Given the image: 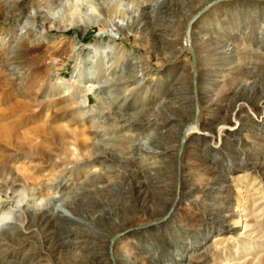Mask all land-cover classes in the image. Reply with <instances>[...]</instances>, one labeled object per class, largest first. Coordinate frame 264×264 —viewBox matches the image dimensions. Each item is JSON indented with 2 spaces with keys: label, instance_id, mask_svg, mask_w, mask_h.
Wrapping results in <instances>:
<instances>
[{
  "label": "rangeland",
  "instance_id": "374dc122",
  "mask_svg": "<svg viewBox=\"0 0 264 264\" xmlns=\"http://www.w3.org/2000/svg\"><path fill=\"white\" fill-rule=\"evenodd\" d=\"M66 7L48 11L36 0H0V36L23 34L8 55V67L23 77L0 78L11 96L66 98L62 80L80 91L82 77L96 73L90 46L107 40L101 36L110 19L105 7L97 17L84 5L80 15L69 16ZM119 8L126 9L132 30L122 28L118 47L139 60L120 56L123 67L114 78L87 95L86 116L76 111L66 118H83L85 130L95 123L100 159L61 177L62 166L40 163L24 171L22 160L0 158V212L26 199L15 220L0 228V264H264V169L259 177L246 165H264V109H255L264 101V49L257 50L264 41L241 43L245 26L256 28L264 0H145ZM28 12L34 26L24 24L32 19ZM215 13L224 24L240 21L234 36L211 34L228 44L227 55L222 42L191 40ZM73 21L80 27L59 28ZM41 22L49 27L47 38ZM135 62L147 69V90L116 80ZM35 66L40 77L31 72ZM197 120L200 136L226 121L233 130L216 149L217 139L185 143V125ZM64 156L58 151L57 160ZM45 184L56 185L45 190ZM39 204L49 211L41 215ZM230 213L241 220L226 219Z\"/></svg>",
  "mask_w": 264,
  "mask_h": 264
},
{
  "label": "bare ground",
  "instance_id": "6f19581e",
  "mask_svg": "<svg viewBox=\"0 0 264 264\" xmlns=\"http://www.w3.org/2000/svg\"><path fill=\"white\" fill-rule=\"evenodd\" d=\"M143 1L145 0H100V1H96V0H36L38 8L42 7L43 5L44 7L45 6L48 7V11H51L53 8L57 6L62 7L63 9L67 6L68 8L66 7V15H69V16H74V15L78 16V14L82 12L81 10L82 5H84L85 9L92 16L97 17L101 15L102 13L101 7H105V11L110 19H109L106 30L102 32L101 36L104 37L105 39L107 38V40L105 41L104 39H100L95 44L90 46V49L92 52L90 56H92L94 59L93 60L95 64L94 66H96L97 68L95 74H97V76H94L95 74L94 75L89 74V75H85L84 77H82L84 79H82L83 84H82L81 90L79 89L80 91L75 90L74 86H65V84H67L68 81L62 80L61 86L63 87V93L64 94L67 93L66 98H58V99L47 98L48 95L41 94L40 92L34 93L32 95L20 94L16 97H13L10 95V88L7 87V89L9 90H5L6 88L5 89L0 88V158L2 157L6 159V161L14 160L15 162L22 160L21 161L22 164L25 165L24 167L22 166V169L24 171L28 167H31L33 165H38L40 163H46L48 166H51L53 168H59L60 166H62L60 169H58V173L60 174L61 177L66 176V175L70 176L71 174H73L74 171L76 170L79 171L83 167H88L89 165H91L94 162H97L98 159H100L97 153L94 151L95 142L93 140L98 135V131H97V127L95 123L93 125L91 124L89 129L85 130L86 127L85 128L82 127V123L84 121L83 118H79L78 120H76L77 118L75 119L74 118L66 119V118L70 116L71 114L75 113L76 111L77 112L84 111V113H80V114H82V116L84 117L86 116L84 114L87 112L86 109L88 108V96L87 95L88 94L97 95V93L99 92L98 90L102 87V84H105L107 82L108 76L109 78H114V75L116 73L115 69L118 67L119 69H121V67H123V60H119L120 56L122 58L129 57V58L137 59V57L133 55L132 53L130 52L125 53L123 52L122 47H120V49L118 47L117 38L119 37V32L122 30V28L125 27L128 31L132 30L131 25L128 23L126 19V15H127L126 9L119 8V6L121 5L127 8L129 5H132V6L140 5ZM261 10L262 11L260 12V14L256 15L255 17L256 22H257L256 28L252 29V28H249L248 26H245V31H242L245 38L242 37L241 43L247 44L249 42L248 41L249 38H255L258 41V43H261L264 41L263 39L264 38V9H261ZM32 13H33V16H35L37 12L36 10H34ZM219 15L215 13L214 21L209 25H205V28H203V25L197 26L198 28L197 33L195 34L193 33L194 36L192 37L190 36L191 40L196 39L199 43L205 42V43H208L209 45V43L214 42V41H217L218 44L220 42L223 43L221 39L213 38V35H211L212 33L221 32V33H226V34H230L234 36L235 32H237L238 30L237 28L240 22L239 19L227 21V23L229 24H224V22L219 19L220 17ZM29 17L32 18L31 13L28 12L26 15V18L29 20ZM128 17L130 18V15ZM34 23L35 21L33 18L30 20V22L27 20L26 21L24 20V24H31L32 26H34L35 25ZM195 26L196 24L192 25L191 28ZM69 27H80V26L78 22L73 21L59 28L65 30ZM23 28L25 29L24 26H21L19 27V30H22ZM39 28H40L39 32L42 34V36L44 38H47L46 35H47V31L49 27L46 26V23L41 22V25L39 26ZM16 35H18L16 32L14 34H12L11 32L9 37L7 38L5 36H0V78H6V79L13 80L15 78L23 77L22 73L20 74L18 71L16 72L13 69H11L12 67L11 68L8 67L9 66L8 55L9 53L12 54L11 51L13 49V46L15 45V43L17 44L23 36L22 33H19L18 37ZM11 36L13 37L12 39H11ZM226 46H228V44H224V43L221 46L222 47L221 52L224 55H227L230 53V51L226 50ZM263 47L264 46H257V50H260V49L262 50L264 49ZM28 48H29L28 45H24L25 50H27ZM118 50L120 54L118 53ZM260 53H263V52H260ZM261 57H264V54H262ZM130 66H131L130 69L129 67L127 68V70L129 69L130 73H128V75H125L123 73L124 74L123 75L121 72L119 73V75L122 74V76H118L116 80L120 81L123 78H126L123 84H125L127 87L134 85L135 87H139L140 89L147 90L150 87V85L144 81V76L145 74H147V69L143 66L138 65L137 63L134 65H130ZM31 72L36 77H40L42 74V72H40L39 68H37L36 66L31 69ZM74 80L77 81L78 83L79 80L81 79H79V77L77 78L74 77L73 81ZM110 81L112 80H108V82ZM213 85L214 84H211V87ZM107 89H108L107 92H110L109 90L110 88H107ZM38 91H40V89ZM75 94L77 95L75 96ZM65 101H70L68 107L63 108V109L60 107H56V104H59ZM260 102L261 104L256 105L255 109L259 108L260 106H262L264 109V101H260ZM72 103H74L76 106L72 107L71 106ZM249 111H251L250 108L246 109V112L248 115H249ZM248 117L250 118L253 116L249 115ZM258 118L259 120L257 123H260L261 116H258ZM79 122L81 124V127H79L78 129L75 126L73 127V125ZM202 127L203 126L199 122V120H197V122L193 125L191 122L187 123L185 125L184 134L182 136L184 138L185 143H187L188 141L196 137L199 139L203 138V139L211 140V141H213L214 139H217V142H215V145L211 144V147L216 149L218 145H220L221 143H224V141L227 140L226 139L227 135H229L233 130V128L229 126L227 127V121H226L224 122V124L220 126L216 125L214 128H212L209 134H206V135L204 134V136H200L201 134L200 131L204 130ZM16 144L19 146V149H21L20 151L16 149L15 147ZM58 151L59 152L62 151L63 153H65L66 157L65 156L64 157L67 160H63V158H62L63 160L62 162L57 160ZM68 165H71V166L68 167ZM246 165L248 168L255 169L254 172L258 173L259 177L261 176L262 170L264 169V165L262 163H258L256 161L252 163H247ZM12 170L14 169H12L9 166L8 172L10 174H12L11 173L13 172ZM3 183L7 186L9 185L6 182H3ZM54 185L56 184H50V185L45 184L41 186V188L45 190L52 189L53 187H55ZM25 201L26 199H24L23 201H17L15 208H11L8 211H2L0 212V215L11 216L12 219L8 223L14 221L15 214L18 213L19 209L23 205V202ZM4 202L5 201L3 200V198L0 197V209L3 207ZM46 204H41V205L39 204L38 206H36L37 212H39L41 215H44L46 212L49 211V208L47 209V206H45ZM224 216L226 219L228 218V216L230 217L236 216L237 223L241 220V215L239 213L238 214L230 213V215L225 214ZM224 229L226 232H231L233 230V227L226 226L224 227ZM215 239H218V238L215 237ZM228 239L229 238L227 237L224 238L225 241H227Z\"/></svg>",
  "mask_w": 264,
  "mask_h": 264
},
{
  "label": "clouds",
  "instance_id": "9594fccd",
  "mask_svg": "<svg viewBox=\"0 0 264 264\" xmlns=\"http://www.w3.org/2000/svg\"><path fill=\"white\" fill-rule=\"evenodd\" d=\"M11 219V216L0 215V228L4 227Z\"/></svg>",
  "mask_w": 264,
  "mask_h": 264
},
{
  "label": "water",
  "instance_id": "95a60500",
  "mask_svg": "<svg viewBox=\"0 0 264 264\" xmlns=\"http://www.w3.org/2000/svg\"><path fill=\"white\" fill-rule=\"evenodd\" d=\"M191 53H192V51H191ZM193 54V53H192Z\"/></svg>",
  "mask_w": 264,
  "mask_h": 264
}]
</instances>
